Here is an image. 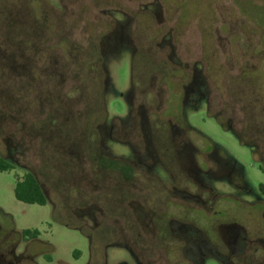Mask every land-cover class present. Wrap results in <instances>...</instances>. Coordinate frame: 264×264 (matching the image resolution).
Wrapping results in <instances>:
<instances>
[{"label": "rangeland", "instance_id": "374dc122", "mask_svg": "<svg viewBox=\"0 0 264 264\" xmlns=\"http://www.w3.org/2000/svg\"><path fill=\"white\" fill-rule=\"evenodd\" d=\"M0 158V264H264V0H0Z\"/></svg>", "mask_w": 264, "mask_h": 264}, {"label": "flooded vegetation", "instance_id": "af4514ba", "mask_svg": "<svg viewBox=\"0 0 264 264\" xmlns=\"http://www.w3.org/2000/svg\"><path fill=\"white\" fill-rule=\"evenodd\" d=\"M257 188H258V185H257ZM263 199H264V197H263ZM194 205L198 206L201 210H204L206 212L211 211L213 209V207H210V209L207 208V210H206V207L204 208L203 203L201 201L195 202ZM257 206H261V204L259 203V204H257ZM186 210H191V208H186ZM214 210L215 209H213V212L209 213V215H207L204 211H195L194 214H191L189 211H187V212H185L183 217H177L176 216L173 218H174V221L181 222L182 225H187V226H190L192 228L195 227L196 229L195 228L194 229L196 231H198L200 235L202 234L203 238L209 240V242H211L213 244V246H212L213 247V254H214L213 257L220 261V259L223 255H227L229 257H232L233 255L231 254V252L229 250H227V253H225L226 251L221 249L224 246L218 245L217 244L218 241H216V243L213 242L212 237H214L213 234H215V231H216L214 229V227H216V229H217L216 232L218 233L219 229L223 225V223H220V221L223 222V220H221L222 216L226 215V213H223V211H219V213L216 212V215L214 216L215 218H211V216L213 217ZM151 211L153 213V217L157 220L159 219L158 222H161L157 226V221H154V225L156 227L155 228L156 229L155 230L156 231V234H155L156 238L158 239L159 243L161 242L160 244L164 245V246H162L163 249L167 250V252L171 251L173 253L172 240L167 239L165 229L162 228L164 226L163 222H165V221L163 219L160 220L162 218V215L160 214L161 212L158 213V210L154 207L151 209ZM219 215L221 217L220 219L218 218ZM157 216H158V218H157ZM203 221H205L206 223H204ZM207 221H209V223ZM137 225L139 226V228H137V229H139L140 231L136 232V230H135L136 236L142 237L143 235H145V233H144L142 227L140 226V224H137ZM160 226H161V228H160ZM202 235H201V237H202ZM220 237H221V240L224 242L221 235H220ZM158 246L160 247V245H158ZM166 248H168L170 250H168ZM242 250L243 249H240L239 252H242ZM200 252L203 253V250H200ZM141 253H143V252H141ZM199 263L200 262L197 259L194 260L192 258H189V264H199ZM244 264H253V261L250 259L249 261L245 262Z\"/></svg>", "mask_w": 264, "mask_h": 264}, {"label": "trees", "instance_id": "16d2710c", "mask_svg": "<svg viewBox=\"0 0 264 264\" xmlns=\"http://www.w3.org/2000/svg\"><path fill=\"white\" fill-rule=\"evenodd\" d=\"M44 20H42V24H44L46 27ZM70 57L72 58L71 55H70ZM99 58H100L99 61H102V56L100 53H99ZM72 59H74V58H72ZM89 66L92 67V65H89ZM132 68H133V66H132ZM90 71H93L92 68H90ZM214 117L219 121V123L221 124V126L223 128H225L227 130L229 129L226 126V124H224L222 121H220L218 115L214 114ZM232 132L237 135L241 144L253 146L248 140L242 138V136L246 135V133L243 134V132H242V135H240L235 130H232ZM256 154H257L256 151L253 152V155H256ZM11 167H12L11 164H9V165L5 164L4 161L2 160V158H0V171L6 170L7 168H11ZM260 169L262 171H264V166L262 164L260 165ZM258 190L261 193V195L264 197V183L258 184ZM13 191H14L15 198L19 201L24 202V203L38 204V205H44L47 203L46 196L42 190V187H41L38 179L30 171L25 172L23 174L22 178L20 180L16 181ZM21 234L25 238H29V237L30 238H36L38 231L37 230L31 231L29 229H25L22 231Z\"/></svg>", "mask_w": 264, "mask_h": 264}]
</instances>
